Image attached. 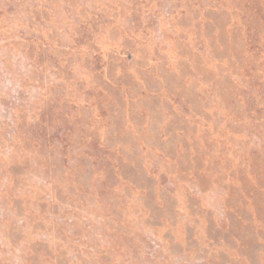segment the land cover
<instances>
[{"label": "rangeland", "instance_id": "obj_1", "mask_svg": "<svg viewBox=\"0 0 264 264\" xmlns=\"http://www.w3.org/2000/svg\"><path fill=\"white\" fill-rule=\"evenodd\" d=\"M0 264H264V0H0Z\"/></svg>", "mask_w": 264, "mask_h": 264}]
</instances>
